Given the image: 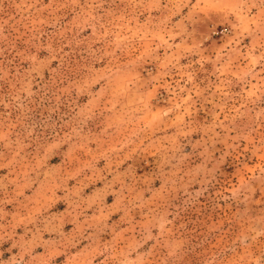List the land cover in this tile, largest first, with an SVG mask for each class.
Here are the masks:
<instances>
[{"label":"rangeland","instance_id":"1","mask_svg":"<svg viewBox=\"0 0 264 264\" xmlns=\"http://www.w3.org/2000/svg\"><path fill=\"white\" fill-rule=\"evenodd\" d=\"M0 264H264V0H0Z\"/></svg>","mask_w":264,"mask_h":264}]
</instances>
